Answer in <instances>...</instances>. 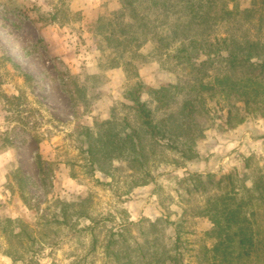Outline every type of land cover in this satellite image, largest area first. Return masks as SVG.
Masks as SVG:
<instances>
[{
	"label": "rangeland",
	"instance_id": "obj_1",
	"mask_svg": "<svg viewBox=\"0 0 264 264\" xmlns=\"http://www.w3.org/2000/svg\"><path fill=\"white\" fill-rule=\"evenodd\" d=\"M239 2L246 6L250 0ZM119 6L117 0H0V212L15 219L13 234L0 233V264H115L104 254L107 230L158 218L164 233L155 235L171 247L177 233L170 221L181 222L182 264H207L204 248L212 244L206 234L212 222L195 213L205 195L188 194L179 178L188 171L222 174L243 168L249 157L250 176L256 165H264V116L228 128L224 101L217 97L208 100L209 112L198 107L194 120L175 122L167 139L154 144L147 138L146 167L116 160L111 176L89 173L77 142L80 125L110 117L113 107L127 112L121 103L137 80L155 109L149 88L182 83L188 76L167 56L138 60L137 73L111 66L115 53L101 48L95 22ZM183 96L173 89L167 111L178 114ZM155 113L161 117L164 111ZM16 172L26 176L23 186ZM78 210L92 219L78 217ZM63 211L66 223L48 221ZM95 219L100 221L96 247L95 229L94 234L81 230ZM149 228L144 222L142 229ZM132 229L140 235L141 228Z\"/></svg>",
	"mask_w": 264,
	"mask_h": 264
},
{
	"label": "trees",
	"instance_id": "obj_2",
	"mask_svg": "<svg viewBox=\"0 0 264 264\" xmlns=\"http://www.w3.org/2000/svg\"><path fill=\"white\" fill-rule=\"evenodd\" d=\"M117 1L118 8L100 15L95 22L101 48L115 53L111 66L122 65L137 73L138 60L167 56L175 60L176 66L181 65L188 76L182 83L167 82L149 88L154 95L152 100L158 103L156 108L164 111L161 117L143 98L146 87L137 80L126 91L127 101L121 103L127 112L121 114L118 107H113L110 117L96 119L92 126L80 125L77 142L89 173L100 170L111 176L116 160H128L136 168L146 167L147 138L154 144L167 139L175 122L195 119L198 107L209 112V99L222 97L223 104L219 100L217 103L226 111L224 123L228 128L250 116H264V0H250L246 6H241L239 0ZM7 59L12 60L9 55ZM23 74L27 80L32 79L28 72ZM173 89L184 94L178 114L167 111ZM251 160L252 157L246 158L243 168L235 166L226 173L188 171L179 178L188 194L205 195L195 213L212 222L206 232L212 244L204 248L207 264H264V165H256L250 176ZM37 162L43 174L40 155ZM72 173L76 176L74 170ZM15 175L23 186L26 176L20 172ZM250 177L253 180L248 184ZM76 213L78 217L91 218L84 210ZM67 216L65 211L54 213L48 221L66 223ZM161 220H130L109 228L103 245L107 262L182 264L181 222L170 221L177 233L171 247L157 235L164 233V228H159ZM92 221L81 230L94 234L95 229L96 247L100 221ZM14 222L0 212V233L13 234ZM144 222L150 227L145 231ZM134 226L141 228L144 242L139 240L140 235H132Z\"/></svg>",
	"mask_w": 264,
	"mask_h": 264
}]
</instances>
